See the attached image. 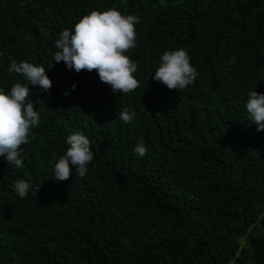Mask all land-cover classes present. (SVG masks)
<instances>
[{
    "label": "trees",
    "instance_id": "16d2710c",
    "mask_svg": "<svg viewBox=\"0 0 264 264\" xmlns=\"http://www.w3.org/2000/svg\"><path fill=\"white\" fill-rule=\"evenodd\" d=\"M108 8L138 17L128 94L53 59L60 31ZM179 47L198 76L169 90L151 75ZM12 60L43 66L52 85L29 89L41 123L21 170L41 177L25 198L0 158V264H264V130L244 108L253 86L264 92V0H0L5 90L24 83ZM77 131L94 159L85 177L56 180L52 161Z\"/></svg>",
    "mask_w": 264,
    "mask_h": 264
},
{
    "label": "clouds",
    "instance_id": "9594fccd",
    "mask_svg": "<svg viewBox=\"0 0 264 264\" xmlns=\"http://www.w3.org/2000/svg\"><path fill=\"white\" fill-rule=\"evenodd\" d=\"M136 23L138 17L122 13L117 8L91 10L71 28L59 32L54 42L57 49L54 62L62 61L67 69L77 73L95 69L99 80L107 84L114 95L133 92L139 86L134 76L138 66L126 53L136 47ZM229 63H235L234 58ZM7 71L22 76L24 83L15 82L7 90L0 87V158L13 167L10 170L14 181L13 191L23 199L31 190L30 183L41 177L25 174L21 170L24 165L20 146L30 143V139L34 138L33 130L41 123L40 115L29 98V89L46 93L52 81L43 66L26 60H12ZM197 76L198 71L190 63L187 50L179 47L163 51L151 78L169 90L180 91L192 85ZM75 87L73 83L71 88ZM63 94L68 95V90ZM244 108L257 131L264 130V92L256 91L253 86L247 92ZM134 115V112L123 108L118 111L117 117L128 124ZM65 142L67 147L64 153L52 161L51 176L60 181L68 179L70 175L85 177L88 165L94 159L89 138L77 131L67 135ZM132 151L136 156L144 157L147 148L140 142Z\"/></svg>",
    "mask_w": 264,
    "mask_h": 264
}]
</instances>
